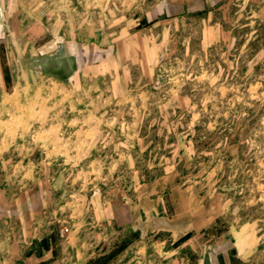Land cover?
Instances as JSON below:
<instances>
[{"label": "rangeland", "instance_id": "1", "mask_svg": "<svg viewBox=\"0 0 264 264\" xmlns=\"http://www.w3.org/2000/svg\"><path fill=\"white\" fill-rule=\"evenodd\" d=\"M0 264H264V0H0Z\"/></svg>", "mask_w": 264, "mask_h": 264}]
</instances>
